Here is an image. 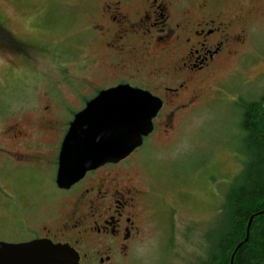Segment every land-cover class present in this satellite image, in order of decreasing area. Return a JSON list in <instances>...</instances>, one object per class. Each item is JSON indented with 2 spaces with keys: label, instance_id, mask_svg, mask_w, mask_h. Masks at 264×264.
I'll list each match as a JSON object with an SVG mask.
<instances>
[{
  "label": "rangeland",
  "instance_id": "374dc122",
  "mask_svg": "<svg viewBox=\"0 0 264 264\" xmlns=\"http://www.w3.org/2000/svg\"><path fill=\"white\" fill-rule=\"evenodd\" d=\"M104 1L0 0L2 241H23L43 232L45 224L60 228L70 211L69 201L66 206L53 201L63 98L76 109L79 103L71 91L86 96L117 75L126 76L102 59L105 48L96 25L115 24L100 16ZM213 7L234 22L241 42L236 52L207 73L196 74V83L179 96L167 93L161 113L168 116L174 109L172 120L158 125L119 167L146 195L140 199L139 234L127 264H199L206 233L220 231L226 187L243 166L240 114L247 101L264 96V0H213ZM61 22L67 26L60 29ZM73 54L76 58H70ZM63 73L77 80L71 91L61 83ZM193 90L196 97L189 103ZM41 193L43 204L29 200ZM24 198L29 201L25 220ZM41 211L57 216V223Z\"/></svg>",
  "mask_w": 264,
  "mask_h": 264
},
{
  "label": "flooded vegetation",
  "instance_id": "af4514ba",
  "mask_svg": "<svg viewBox=\"0 0 264 264\" xmlns=\"http://www.w3.org/2000/svg\"><path fill=\"white\" fill-rule=\"evenodd\" d=\"M196 2L197 0L103 2L101 18L107 15L115 24L107 27L104 24L96 25L95 29L100 32L99 37L103 39L102 47L105 48L102 59L107 61L108 67L110 66L114 72L117 74L123 72L126 76L118 78L120 75H117L110 85L99 86L97 90L85 96L78 90L71 91L73 83L77 80H72L63 73L62 85L70 88L72 96L79 104L74 109L75 107H71L68 100L63 98L64 106L59 105L65 111V121L62 122L61 137L55 145L53 156L55 162L53 190L56 196L53 201H58L63 206L69 201L70 211L65 214V224L62 223L60 228L56 226L50 228L45 224L42 226L43 232L28 235L23 241L43 237L54 243H67L77 252L79 264H127L129 251L132 250L139 234L137 218L141 215L142 209V206H139L140 199L146 195L133 180L129 181L131 180L129 173L123 176L119 170L120 165L143 147L145 140L154 133L158 125L168 126L172 120L174 109L168 116L161 113L165 108L167 93L179 96V91L187 90L196 83V74L207 73L208 70L217 67L223 58H231L236 52L237 45L241 43L239 34L236 28L234 29V22L232 19L221 17L213 7V0L210 2L203 0L199 4ZM126 7L129 8L125 9ZM111 9L120 14L119 18L112 14L114 11ZM60 25V29L67 26L64 22ZM95 29L93 27V30ZM75 55L70 58H76ZM109 57L113 61H110ZM64 62H61V65L65 66V69ZM122 83L138 87L161 98V108L152 118L151 133L143 137L141 145L125 156V159L90 169L70 187L59 188L55 183L56 160L69 122L99 90ZM195 97V93L192 94L188 102L192 103ZM51 98L52 96H48V99ZM18 133L22 135L20 131ZM117 195H121L119 199ZM24 199L26 203L23 205L21 216L25 220L29 217L25 212L29 201L27 198ZM29 200L34 204L36 201L43 204L46 197L41 193L36 197L30 196ZM41 212L42 217H48L57 223V216H53L55 217L53 219L50 214L44 213L46 211Z\"/></svg>",
  "mask_w": 264,
  "mask_h": 264
},
{
  "label": "water",
  "instance_id": "95a60500",
  "mask_svg": "<svg viewBox=\"0 0 264 264\" xmlns=\"http://www.w3.org/2000/svg\"><path fill=\"white\" fill-rule=\"evenodd\" d=\"M161 98L129 84L99 90L74 114L60 145L55 183L68 188L87 171L118 162L137 149L153 129ZM252 216L247 223V232ZM242 240L233 250L234 254ZM67 243L46 238L21 242L0 240V264H79Z\"/></svg>",
  "mask_w": 264,
  "mask_h": 264
},
{
  "label": "trees",
  "instance_id": "16d2710c",
  "mask_svg": "<svg viewBox=\"0 0 264 264\" xmlns=\"http://www.w3.org/2000/svg\"><path fill=\"white\" fill-rule=\"evenodd\" d=\"M240 115L243 166L226 187L220 231L206 233L208 244L199 264H229L244 239L232 264H264V96L247 101Z\"/></svg>",
  "mask_w": 264,
  "mask_h": 264
}]
</instances>
